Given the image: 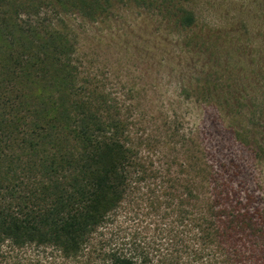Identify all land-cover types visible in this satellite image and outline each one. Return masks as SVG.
<instances>
[{
	"label": "trees",
	"instance_id": "obj_1",
	"mask_svg": "<svg viewBox=\"0 0 264 264\" xmlns=\"http://www.w3.org/2000/svg\"><path fill=\"white\" fill-rule=\"evenodd\" d=\"M156 1L0 0V251L34 246L76 261L111 228L103 264H264V244L241 243L252 228L239 219L246 214L224 206L223 194L201 199L202 182L189 173H206L196 164L180 171L186 179L145 166L128 120L80 70L64 17L97 21L116 3ZM171 9L174 23L195 24L192 11ZM237 136L247 141L251 133ZM142 204L155 212L151 238L142 235L147 224L120 225L141 218Z\"/></svg>",
	"mask_w": 264,
	"mask_h": 264
},
{
	"label": "rangeland",
	"instance_id": "obj_2",
	"mask_svg": "<svg viewBox=\"0 0 264 264\" xmlns=\"http://www.w3.org/2000/svg\"><path fill=\"white\" fill-rule=\"evenodd\" d=\"M169 1L151 8L116 3L97 21L64 17L77 38L80 70L128 120L145 166L186 179L180 171L196 164L206 175L188 173L202 182L200 198L225 195L222 204L246 214L239 219L252 227L240 233L241 243L256 248L264 244V0ZM178 4L195 14L193 26L166 14ZM243 130L251 133L247 141L237 136ZM140 210L141 218L120 225L142 231L147 224L142 235L151 238L155 212L144 204ZM108 234L111 228L76 261L30 246L3 248L0 264H103Z\"/></svg>",
	"mask_w": 264,
	"mask_h": 264
}]
</instances>
